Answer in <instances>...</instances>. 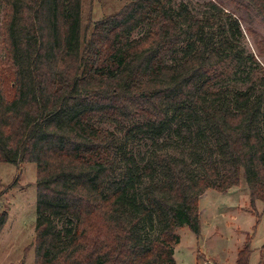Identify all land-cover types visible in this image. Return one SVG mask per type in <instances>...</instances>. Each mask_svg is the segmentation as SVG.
Returning a JSON list of instances; mask_svg holds the SVG:
<instances>
[{"label": "trees", "instance_id": "16d2710c", "mask_svg": "<svg viewBox=\"0 0 264 264\" xmlns=\"http://www.w3.org/2000/svg\"><path fill=\"white\" fill-rule=\"evenodd\" d=\"M170 1L130 0L82 40L81 0H0V162L36 166L33 264H176V229L199 236V198L241 175L264 220V69L244 90L214 88L228 53L234 67L241 52ZM248 1L264 17V0ZM183 26L189 39L174 57ZM174 118L201 120L213 143L195 168L166 152L139 164L100 125L160 134ZM6 219L0 211V231ZM250 243L234 264H248Z\"/></svg>", "mask_w": 264, "mask_h": 264}, {"label": "rangeland", "instance_id": "374dc122", "mask_svg": "<svg viewBox=\"0 0 264 264\" xmlns=\"http://www.w3.org/2000/svg\"><path fill=\"white\" fill-rule=\"evenodd\" d=\"M130 0H81V35L85 40L93 23L108 15L115 14ZM213 0H171L172 8L185 6L193 18L209 20L211 25H204L205 32L214 36L218 44L219 32L222 31L234 46L233 53L241 52L236 66L232 67L234 56L228 53V59L213 86L219 90H244L264 69V17L248 0H215L219 7H212ZM2 6L0 2V25ZM238 22L239 32L233 25ZM249 30L254 31L253 37ZM140 27L133 33L137 37L143 33ZM189 29L183 26L182 38L177 45L174 57L181 56L189 39ZM226 53L228 50L225 51ZM253 56L257 62L249 59ZM170 61L173 59H169ZM6 62V55L0 36V69ZM257 93L263 94L257 87ZM226 98L230 99L229 94ZM223 97V98H225ZM264 106V94L262 97ZM100 125L113 131L119 140L121 153L133 156L143 164L152 157L153 152H166L185 158L192 168L195 160L205 155V143L213 146L201 120L171 119L167 129L160 134L147 131L131 130L133 122L123 126L110 121ZM264 131V119H263ZM131 130L127 138L126 131ZM205 150V151H204ZM124 163L119 162L117 172L122 173ZM36 166L34 163L14 165L0 162V211L7 213V219L0 231V264H33L34 227L36 202ZM201 230L199 236L186 226L176 229L179 241L174 245L176 264H234L238 250L250 236V256L248 264H264V220L263 204L256 202L255 211L249 203V189L240 176L239 183L230 189L219 192L208 189L198 200ZM256 214L258 217H256ZM158 225L144 232L155 235Z\"/></svg>", "mask_w": 264, "mask_h": 264}]
</instances>
